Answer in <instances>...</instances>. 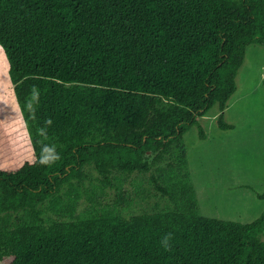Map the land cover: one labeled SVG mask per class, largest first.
Masks as SVG:
<instances>
[{"label":"trees","instance_id":"16d2710c","mask_svg":"<svg viewBox=\"0 0 264 264\" xmlns=\"http://www.w3.org/2000/svg\"><path fill=\"white\" fill-rule=\"evenodd\" d=\"M250 45L264 0H0V263L264 264V210L199 214L174 154L215 105L234 129L223 112ZM45 145L59 159L41 165ZM134 174L168 203L124 216Z\"/></svg>","mask_w":264,"mask_h":264},{"label":"rangeland","instance_id":"374dc122","mask_svg":"<svg viewBox=\"0 0 264 264\" xmlns=\"http://www.w3.org/2000/svg\"><path fill=\"white\" fill-rule=\"evenodd\" d=\"M263 71L264 46L250 45L236 74L237 91L223 112L224 121L234 129L219 128L220 111L215 105L205 116L197 118L204 138L197 125H193L174 147V154L182 148L186 151L197 211L203 216L248 223L264 210V199L257 197L264 192ZM12 87L8 64L0 49V94ZM88 174L83 188L90 191L98 180L94 171L89 170ZM123 189L133 196L131 203L121 204L126 217L158 211L168 203L148 184L147 175L134 174ZM106 193L105 200L117 197L113 189Z\"/></svg>","mask_w":264,"mask_h":264},{"label":"clouds","instance_id":"9594fccd","mask_svg":"<svg viewBox=\"0 0 264 264\" xmlns=\"http://www.w3.org/2000/svg\"><path fill=\"white\" fill-rule=\"evenodd\" d=\"M33 99L36 98V93L35 90L33 91ZM28 107L31 109V103L29 102ZM59 159L58 154L55 151L54 147H50V146H43L41 149V156L39 159V163L41 165H47V164H51L54 163L56 160Z\"/></svg>","mask_w":264,"mask_h":264}]
</instances>
